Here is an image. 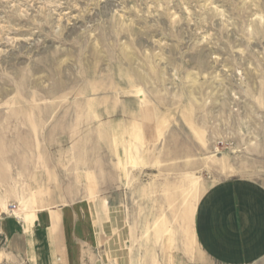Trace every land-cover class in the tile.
Here are the masks:
<instances>
[{
  "label": "rangeland",
  "instance_id": "obj_1",
  "mask_svg": "<svg viewBox=\"0 0 264 264\" xmlns=\"http://www.w3.org/2000/svg\"><path fill=\"white\" fill-rule=\"evenodd\" d=\"M239 183L264 187V0H0V221L91 202L123 264H214L196 213ZM0 264H27L2 235Z\"/></svg>",
  "mask_w": 264,
  "mask_h": 264
},
{
  "label": "crops",
  "instance_id": "obj_2",
  "mask_svg": "<svg viewBox=\"0 0 264 264\" xmlns=\"http://www.w3.org/2000/svg\"><path fill=\"white\" fill-rule=\"evenodd\" d=\"M119 214L91 202L60 206L20 221L3 218L0 235L27 264H123L119 238L124 222ZM196 231L202 252L214 264L260 261L264 187L239 183L213 188L197 210Z\"/></svg>",
  "mask_w": 264,
  "mask_h": 264
}]
</instances>
